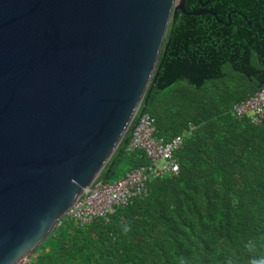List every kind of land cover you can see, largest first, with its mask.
<instances>
[{
  "label": "trees",
  "instance_id": "obj_1",
  "mask_svg": "<svg viewBox=\"0 0 264 264\" xmlns=\"http://www.w3.org/2000/svg\"><path fill=\"white\" fill-rule=\"evenodd\" d=\"M203 9L176 11L143 98L156 136L192 127L177 174L149 179L107 222L54 227L35 264H264V113L252 123L231 112L264 86V0H185ZM129 139L130 128L99 179L147 163Z\"/></svg>",
  "mask_w": 264,
  "mask_h": 264
},
{
  "label": "water",
  "instance_id": "obj_2",
  "mask_svg": "<svg viewBox=\"0 0 264 264\" xmlns=\"http://www.w3.org/2000/svg\"><path fill=\"white\" fill-rule=\"evenodd\" d=\"M185 0H0V264L50 234L112 155Z\"/></svg>",
  "mask_w": 264,
  "mask_h": 264
},
{
  "label": "built area",
  "instance_id": "obj_3",
  "mask_svg": "<svg viewBox=\"0 0 264 264\" xmlns=\"http://www.w3.org/2000/svg\"><path fill=\"white\" fill-rule=\"evenodd\" d=\"M231 112L237 118L246 116L250 122L259 123L264 113V86L235 102ZM134 118L136 121L130 127L127 150L141 151L147 163L131 168L111 182H104L96 177L82 189L75 202L56 220L54 227L66 220L77 227H85L98 220L107 222L110 214L117 208L125 207L134 197L146 194L149 179L177 174L179 164L175 153L184 140L191 136L192 127L165 140L156 136L155 118L152 115L138 112ZM15 264H35V253H28Z\"/></svg>",
  "mask_w": 264,
  "mask_h": 264
},
{
  "label": "rangeland",
  "instance_id": "obj_4",
  "mask_svg": "<svg viewBox=\"0 0 264 264\" xmlns=\"http://www.w3.org/2000/svg\"><path fill=\"white\" fill-rule=\"evenodd\" d=\"M120 167H122V166H118V168H120ZM116 178L115 177H110L107 181H105V182H111V181H113V180H115Z\"/></svg>",
  "mask_w": 264,
  "mask_h": 264
},
{
  "label": "flooded vegetation",
  "instance_id": "obj_5",
  "mask_svg": "<svg viewBox=\"0 0 264 264\" xmlns=\"http://www.w3.org/2000/svg\"><path fill=\"white\" fill-rule=\"evenodd\" d=\"M178 11V10H177Z\"/></svg>",
  "mask_w": 264,
  "mask_h": 264
}]
</instances>
